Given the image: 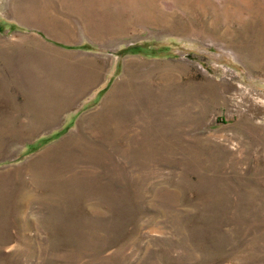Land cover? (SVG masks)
<instances>
[{
  "label": "rangeland",
  "instance_id": "374dc122",
  "mask_svg": "<svg viewBox=\"0 0 264 264\" xmlns=\"http://www.w3.org/2000/svg\"><path fill=\"white\" fill-rule=\"evenodd\" d=\"M137 1L0 0V264H264V0Z\"/></svg>",
  "mask_w": 264,
  "mask_h": 264
},
{
  "label": "trees",
  "instance_id": "16d2710c",
  "mask_svg": "<svg viewBox=\"0 0 264 264\" xmlns=\"http://www.w3.org/2000/svg\"><path fill=\"white\" fill-rule=\"evenodd\" d=\"M90 50V49H88ZM126 54H133V55H137V54H141V55H148L149 53H146L147 51L144 50L143 48H138V47H132V48H129L127 49L126 51Z\"/></svg>",
  "mask_w": 264,
  "mask_h": 264
},
{
  "label": "bare ground",
  "instance_id": "6f19581e",
  "mask_svg": "<svg viewBox=\"0 0 264 264\" xmlns=\"http://www.w3.org/2000/svg\"><path fill=\"white\" fill-rule=\"evenodd\" d=\"M180 1H181V3H180ZM184 1H188V2H190V0H178V3H180V4H182ZM192 1V0H191ZM193 3H195V2H193ZM185 4V3H184ZM196 6V5H195ZM141 8H147V6L146 7H140V4L138 3V1L136 0V3H135V7H134V9H141Z\"/></svg>",
  "mask_w": 264,
  "mask_h": 264
}]
</instances>
